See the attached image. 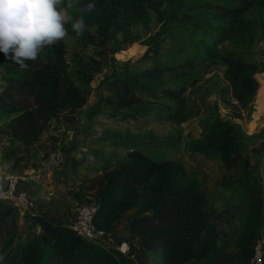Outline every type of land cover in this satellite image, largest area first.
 Returning a JSON list of instances; mask_svg holds the SVG:
<instances>
[{"label":"rangeland","instance_id":"374dc122","mask_svg":"<svg viewBox=\"0 0 264 264\" xmlns=\"http://www.w3.org/2000/svg\"><path fill=\"white\" fill-rule=\"evenodd\" d=\"M155 2L161 14L144 5L137 10L135 21L113 25L106 32L109 38L103 39L99 38L92 13L81 11L84 2L65 0L73 20L83 15L87 24V30L79 36L69 23L68 36L63 40L73 77L80 79L83 65L93 59L100 60L101 71L95 73L91 81L83 77L82 85L90 90L87 104L76 114L55 118L36 143L25 146L28 151L23 148L22 156H8L10 142L0 134V179L36 172L50 187L58 189L60 181L70 178L68 191L71 194V190L78 189L79 178L100 173L103 166L127 157L133 149L179 159L184 163L188 178L196 183L206 204L213 209L209 233H218L219 253L223 259L221 262L212 258L192 260L186 264H251L255 242L258 238L264 239V9L254 0L245 12H235L231 18L234 24L228 27V20L222 19L229 17L220 7L235 8L244 0ZM173 11H177L176 17ZM96 14L104 18L108 10L99 7ZM89 33L94 34V40ZM222 35L225 39L218 42L217 52H208V47ZM158 49L164 60L177 65L164 79L177 87H186L183 107L174 110L167 106L160 112L127 121L112 118L107 108L99 106L101 97L108 92L104 80L115 72L136 74L142 71L147 66L141 60L144 54ZM227 53L239 54L257 67V94L242 109L241 118L235 117L241 105L231 99L224 78L222 56ZM2 84L0 80V87ZM224 91L226 101L221 98ZM168 104L175 102L171 100ZM147 105L158 106L153 102ZM220 120L235 126L237 141L252 161V177L246 183L242 181L244 175L240 167L227 173L216 151L206 154L200 150V144ZM84 194L89 202L96 201L92 192ZM134 210L108 231L113 245L127 242L130 252L124 255L138 264H162L159 255L145 251L136 238L126 232L127 218ZM36 234L31 220L24 218L20 211L0 217V252L9 254L18 242Z\"/></svg>","mask_w":264,"mask_h":264},{"label":"trees","instance_id":"16d2710c","mask_svg":"<svg viewBox=\"0 0 264 264\" xmlns=\"http://www.w3.org/2000/svg\"><path fill=\"white\" fill-rule=\"evenodd\" d=\"M82 1L85 5L95 4L91 13L98 25L99 38L103 39L109 38L107 33L113 25L135 21L137 10L144 5L161 14L155 0ZM258 1L264 9V0ZM253 2L244 0L235 8L221 6L223 14L229 17L222 19L228 20L226 26L234 24L231 18L237 10L243 13ZM99 7L108 10L106 17L96 14ZM176 12L173 11L175 17ZM88 35L94 40V34ZM224 39L223 35L217 38L208 52H217L218 42ZM160 51L148 50L144 54L141 60L147 66L142 71L136 74L115 72L104 80L108 92L101 97L99 106L107 108L112 118L127 121L160 112L167 106L174 110L183 107L186 87H177L164 79L177 65L164 60ZM222 60L227 91L231 99L241 105L235 117L241 118L242 109L257 94V67L239 54L227 53ZM28 63V69H21L0 53V80L3 82L0 134L10 142L8 156H22L23 148L28 151L25 146L36 143L55 118L76 114L83 108L90 95L89 87L82 85L83 77L93 80L102 66L100 60L93 59L83 65L80 79L73 77L63 40L45 48L36 62ZM225 91L221 94L224 101ZM171 100L174 105L168 104ZM151 102L158 106L147 105ZM236 133L229 121H217L200 144V150L206 154L216 151L227 173L240 167L244 175L242 181L246 183L252 177V161L244 154ZM77 184L78 189L71 190L73 198L82 204L85 203L81 201L98 204L94 221L100 229L107 232L114 229V224L135 209L127 218L126 232L136 238L145 251L159 255L162 264H186L208 258L221 262L218 233H209L213 209L206 204L196 183L186 175L181 160L133 149L127 157L103 166L100 173L79 178ZM86 191L92 192L96 201L89 202L90 199L84 197ZM18 213L15 205L0 200V217ZM30 220L37 234L18 242L7 254L4 264H138L118 250L79 237L70 225L53 221L45 214L37 212Z\"/></svg>","mask_w":264,"mask_h":264},{"label":"clouds","instance_id":"9594fccd","mask_svg":"<svg viewBox=\"0 0 264 264\" xmlns=\"http://www.w3.org/2000/svg\"><path fill=\"white\" fill-rule=\"evenodd\" d=\"M90 2L81 11L91 13ZM82 36L87 30L83 15L73 20L65 0H0V53L21 69L41 58L45 48L68 36L67 25ZM7 254L0 252V264Z\"/></svg>","mask_w":264,"mask_h":264},{"label":"built area","instance_id":"2783aa9c","mask_svg":"<svg viewBox=\"0 0 264 264\" xmlns=\"http://www.w3.org/2000/svg\"><path fill=\"white\" fill-rule=\"evenodd\" d=\"M41 176L36 172L13 175L0 183V200H5L15 205L20 214L31 219L37 213V202L34 195L24 188L25 185H33L40 182ZM99 209L96 203H77L76 215L70 223V228L79 237L102 246H114L123 254L130 252L127 242L115 244L110 234L97 227L94 218ZM251 264H264V239L258 238L254 245V253Z\"/></svg>","mask_w":264,"mask_h":264},{"label":"crops","instance_id":"0c3cea01","mask_svg":"<svg viewBox=\"0 0 264 264\" xmlns=\"http://www.w3.org/2000/svg\"><path fill=\"white\" fill-rule=\"evenodd\" d=\"M1 178L4 181L6 179V177ZM70 180V178L67 180L64 178L63 181L59 182L58 189L50 187L48 182L44 180H41V183L25 185L24 188L34 195L37 202V212L45 214L53 221L70 225L75 218L78 203L69 194ZM33 229L36 231L34 227Z\"/></svg>","mask_w":264,"mask_h":264}]
</instances>
